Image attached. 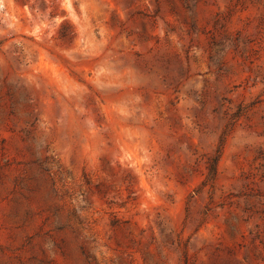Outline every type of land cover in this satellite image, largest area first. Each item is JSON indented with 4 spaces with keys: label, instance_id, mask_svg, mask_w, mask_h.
Listing matches in <instances>:
<instances>
[{
    "label": "rangeland",
    "instance_id": "374dc122",
    "mask_svg": "<svg viewBox=\"0 0 264 264\" xmlns=\"http://www.w3.org/2000/svg\"><path fill=\"white\" fill-rule=\"evenodd\" d=\"M0 264H264V0H0Z\"/></svg>",
    "mask_w": 264,
    "mask_h": 264
}]
</instances>
